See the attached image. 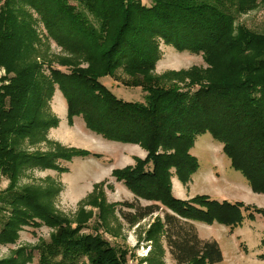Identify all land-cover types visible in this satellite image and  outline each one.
Instances as JSON below:
<instances>
[{"label": "trees", "instance_id": "1", "mask_svg": "<svg viewBox=\"0 0 264 264\" xmlns=\"http://www.w3.org/2000/svg\"><path fill=\"white\" fill-rule=\"evenodd\" d=\"M2 1L0 66L6 75L0 78V172L12 184L0 192L9 205L3 208L9 216L0 244L16 243L24 227L46 225L52 232L49 241L31 250L20 247L0 264H28L34 250L39 264H128L129 249L112 245L100 232L115 210L130 224L162 211L149 235L156 242V232L162 236L178 264L221 262L220 244L201 238L195 222L233 228L243 222L244 210L255 220L264 209L208 195L180 199L172 192V177L187 182L199 170L191 149L199 136L210 133L253 191L264 194V35L237 24L238 16L264 0ZM39 23L43 37L68 56L54 59L39 51ZM161 42L202 54L207 67L175 73L181 84H168L169 77L152 74ZM120 70L133 78L126 85L141 87L144 101H128L111 90L107 79ZM56 89L66 99L69 123L81 116L104 139L139 144L148 152L135 166L113 171L134 199L95 200L99 218L93 232H86L93 212L84 202L73 219L58 213L56 186L15 189L25 168L66 171L59 160L92 155L56 142L51 152L22 148L25 142L47 140L49 129L59 125L49 104Z\"/></svg>", "mask_w": 264, "mask_h": 264}, {"label": "rangeland", "instance_id": "2", "mask_svg": "<svg viewBox=\"0 0 264 264\" xmlns=\"http://www.w3.org/2000/svg\"><path fill=\"white\" fill-rule=\"evenodd\" d=\"M73 4H79V0H70ZM150 5L153 0H142ZM3 3L0 0V6ZM237 24H243L249 29L264 35V1L258 3V7L238 16ZM38 29L43 37L46 32L42 23ZM39 51L46 57L62 58L68 56L53 40L43 37V45H39ZM161 57L158 60L153 75L167 76L168 84L178 82L175 73H185L192 68H206L207 64L202 54H193L189 51H178L171 45L161 42ZM49 73L48 69L46 68ZM6 75L4 67L0 66V78ZM186 75V74H185ZM133 78L122 70L107 79L108 86L121 97L128 101H144L145 93L141 87L126 85ZM50 110L59 119V125L52 127L47 132V140H41L29 145L25 142L22 148L30 152H51L54 150L52 143H59L67 148L87 150L92 155L76 156L71 161L59 160L60 165L66 171L42 168H25L20 172L15 189L20 190L26 186L47 188L56 186L57 193L53 200L54 207L61 215L73 219L82 202L88 211L93 212L86 232H93L95 222L99 215L95 200L105 199L110 204L131 201L134 194L122 181L113 176L116 169L135 166L138 159H145L148 155L146 149L139 144H126L117 141H109L87 128L83 117L74 118V123H69L67 102L63 93L56 89L50 100ZM93 153L100 155L95 157ZM191 153L197 157L200 168L187 182H183L174 173L172 177V192L183 200H191L200 195H208L219 201L228 200L233 203L243 202L264 209V194L255 193L248 180L231 166L230 159L223 152L222 143L216 141L210 133L197 138ZM175 171V170H174ZM12 181L9 176L0 172V192L10 187ZM148 204L149 201L142 200ZM5 202L0 200V231L9 212ZM119 208V207H118ZM124 210H129L123 207ZM244 220L239 225L231 228L220 223L208 225L198 221L199 235L203 239H215L220 244L224 259L215 264H264L259 256L264 254V216L255 215V220L247 217L249 211H243ZM164 213L158 212L133 224L126 222L119 211H113L104 221L105 227L101 233L112 245L129 249L128 264H178L167 247L162 236L156 232L158 242L150 238L149 231L158 219L162 220ZM75 227L76 224H73ZM52 229L46 225L39 228L24 227L20 231L19 238L14 244H0V260L10 258L17 249L25 247L31 250L42 241H49ZM159 241L161 246L158 247ZM156 247V248H155ZM163 248V250H161ZM156 255L160 260L156 259ZM155 260V261H154ZM28 264H39V253L33 251V261Z\"/></svg>", "mask_w": 264, "mask_h": 264}, {"label": "crops", "instance_id": "3", "mask_svg": "<svg viewBox=\"0 0 264 264\" xmlns=\"http://www.w3.org/2000/svg\"><path fill=\"white\" fill-rule=\"evenodd\" d=\"M180 198H183V197L180 195ZM195 225H196V227H197V229H198V232H199V228H198V224H197V222H195Z\"/></svg>", "mask_w": 264, "mask_h": 264}]
</instances>
